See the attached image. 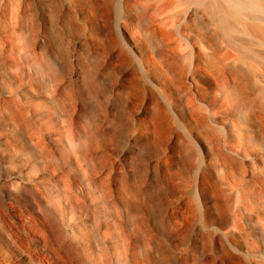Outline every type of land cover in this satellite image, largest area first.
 <instances>
[{
  "label": "bare ground",
  "instance_id": "obj_1",
  "mask_svg": "<svg viewBox=\"0 0 264 264\" xmlns=\"http://www.w3.org/2000/svg\"><path fill=\"white\" fill-rule=\"evenodd\" d=\"M149 172L203 237L173 264H264V0H0V264H170Z\"/></svg>",
  "mask_w": 264,
  "mask_h": 264
},
{
  "label": "rangeland",
  "instance_id": "obj_2",
  "mask_svg": "<svg viewBox=\"0 0 264 264\" xmlns=\"http://www.w3.org/2000/svg\"><path fill=\"white\" fill-rule=\"evenodd\" d=\"M146 142H137L134 146H128L125 139V134L123 132V124L119 123L117 125V130L113 141H107L105 143V150L110 157V164H114L116 167H125L130 169L129 165L135 162H148L151 153L156 146L145 147ZM146 150V151H145ZM146 152H148L146 154ZM172 167L178 162L176 161V156L171 153ZM131 173V172H130ZM179 180L169 178L163 173H152L149 172L148 179L145 182V186L151 192V199L160 201L161 206H159L157 211H155V218L150 220L151 224V237H150V248L152 253L157 251L161 252L162 255L167 256L169 263L173 264L176 262V254L179 252H184V257L191 260L194 255L195 258L201 253L203 249L202 240L203 237L198 231L197 225L193 228H189L181 223L175 224L172 221L171 207L175 206L178 202V193L176 192V187ZM178 220L180 219L178 214H174ZM199 222L197 221V224ZM180 225V226H177ZM178 227V228H175ZM174 228L173 231L169 229ZM126 229V228H125ZM123 230V233L127 235V230ZM128 236V235H127ZM211 238L214 239L212 246V252L215 264H220L219 252L220 246L217 236L210 233ZM202 239V240H201ZM181 241V245L179 244ZM211 248V247H210ZM203 253V252H202ZM211 254H208L210 256ZM170 257V258H169ZM223 264H228L223 260Z\"/></svg>",
  "mask_w": 264,
  "mask_h": 264
}]
</instances>
